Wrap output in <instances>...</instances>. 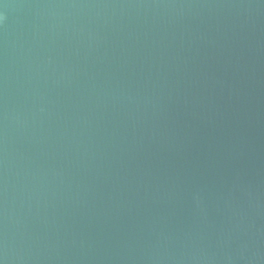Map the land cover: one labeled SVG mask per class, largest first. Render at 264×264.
Instances as JSON below:
<instances>
[{"label":"water","instance_id":"obj_1","mask_svg":"<svg viewBox=\"0 0 264 264\" xmlns=\"http://www.w3.org/2000/svg\"><path fill=\"white\" fill-rule=\"evenodd\" d=\"M0 264H264V0H0Z\"/></svg>","mask_w":264,"mask_h":264}]
</instances>
